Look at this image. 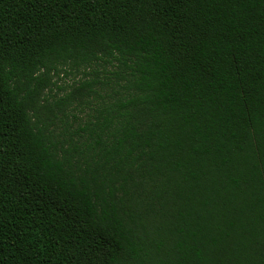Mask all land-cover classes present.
<instances>
[{"label": "trees", "instance_id": "obj_1", "mask_svg": "<svg viewBox=\"0 0 264 264\" xmlns=\"http://www.w3.org/2000/svg\"><path fill=\"white\" fill-rule=\"evenodd\" d=\"M0 264H264V0H0Z\"/></svg>", "mask_w": 264, "mask_h": 264}, {"label": "rangeland", "instance_id": "obj_2", "mask_svg": "<svg viewBox=\"0 0 264 264\" xmlns=\"http://www.w3.org/2000/svg\"><path fill=\"white\" fill-rule=\"evenodd\" d=\"M77 78L76 73H68L65 75L64 73H60L58 80H57V87H55L53 90L56 91L57 94H62L64 90L68 89V86L72 84L73 81H75ZM60 88L59 90H57ZM58 96V95H57Z\"/></svg>", "mask_w": 264, "mask_h": 264}]
</instances>
